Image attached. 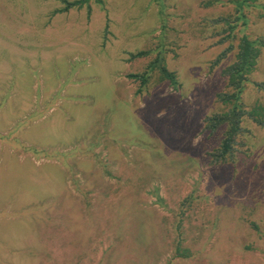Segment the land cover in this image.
I'll return each mask as SVG.
<instances>
[{
    "label": "rangeland",
    "instance_id": "374dc122",
    "mask_svg": "<svg viewBox=\"0 0 264 264\" xmlns=\"http://www.w3.org/2000/svg\"><path fill=\"white\" fill-rule=\"evenodd\" d=\"M87 4L0 0V110L19 90L27 117L64 106L72 124L66 100L83 101L76 136L28 141L14 106L0 125V264H264V124L242 113L219 162L206 121L244 37L258 55L238 103L264 121V0Z\"/></svg>",
    "mask_w": 264,
    "mask_h": 264
},
{
    "label": "trees",
    "instance_id": "16d2710c",
    "mask_svg": "<svg viewBox=\"0 0 264 264\" xmlns=\"http://www.w3.org/2000/svg\"><path fill=\"white\" fill-rule=\"evenodd\" d=\"M65 5L64 8H71L73 6L81 7L84 4L89 7L87 4L88 0H62ZM236 4L237 10H241L246 6L251 4H256L258 0H232ZM245 23V22H244ZM146 54L145 51H137L135 53H131V57H137ZM224 54V53H223ZM257 49L252 46L251 41H249L246 37L242 40V43L238 45V49L236 52V58L234 61L227 65L223 74L227 78V87L228 89L224 92L218 94V100L227 108H224L222 112H218L214 115L208 116L206 121L207 128L211 129L219 128L221 129L224 136L221 138V141L218 145L216 152L213 154L215 159L220 162V160H224L225 156L232 149V145L235 141V133L241 130L239 125V120L242 113H247V115L251 116L253 119L257 120L259 123H263L264 121L254 117L255 109L251 111H245L244 109H240L241 106L239 101V92L243 90V82L246 79L245 73L249 72V70L254 66L255 59L257 57ZM219 60V57L214 62L216 63ZM160 65V66H159ZM155 66H159L161 75L163 78L167 79L169 83L175 84V76L173 71H169V69L160 63V59L155 58L153 62L149 64V67L153 68ZM128 76L135 78L138 80L142 78V80L146 79L145 72L142 73H131ZM257 85H264L262 83H257ZM220 123V124H219ZM262 124V125H263Z\"/></svg>",
    "mask_w": 264,
    "mask_h": 264
},
{
    "label": "crops",
    "instance_id": "0c3cea01",
    "mask_svg": "<svg viewBox=\"0 0 264 264\" xmlns=\"http://www.w3.org/2000/svg\"><path fill=\"white\" fill-rule=\"evenodd\" d=\"M87 9H88V7H87ZM79 47L81 49H83L82 51H80L81 52L80 55L83 54L84 56L87 57L86 52H84V50H86V47L85 46H77V48L79 50H81ZM47 48H48V51L50 50L49 52H51V49H53L50 45H48ZM36 57L38 58V56H36ZM72 58H78V54L75 53V56ZM39 59H41V55H39ZM84 59H85V57H84ZM91 59H92V57H91ZM90 64H91L90 61H88V64L86 66L88 67V66H90ZM49 65H50V69H49L50 78H49L48 84H46V88H47L46 91L48 93H50L51 91L54 90V89H49V87L52 86V83H51L52 78H53V81L56 80L54 78V75L59 77L58 73L61 70L60 66H59L60 64L56 65V64L49 63ZM63 66H64V64L62 65V67ZM10 72H13L16 76H18L14 71H10ZM64 72H66L65 69H64ZM63 74H61V75H63ZM58 81H61V79ZM85 83H86V81H83L82 83L81 82L75 83V84L84 85ZM69 91L74 92V93H80L78 91H74L71 89H69ZM20 92L21 91H19V90L16 91V94H15L16 100L12 97L10 98L11 102L15 101L14 105H11V107H10L8 105V99H7L6 100L7 103L0 110V125L2 126V132L1 133L6 132L5 134H7V132L10 130V128H11L10 125L12 124V117H11V114L9 116V109L11 110L12 108L15 107L18 111L17 115H16L17 120L24 122L22 124V126L20 127V129L18 130V132L20 134L25 135L27 138L24 137L23 135H21V136H23L26 140H28V139L33 140L34 138H38L40 135H43V137H46V136L51 137V136H53L51 134H54V136L56 135L57 139L59 138L58 140H62L63 138H67V135L76 136V133H74V132H75V130H79V128H80L79 127V120L81 117V111L78 114L76 112V111H78L77 105L83 103V101H80L79 98L78 99L72 98V99L66 100L67 104H70L71 107L76 106L75 110H73V109H71V110L73 111V114L75 115L77 121L75 123H72V124H65L64 121L68 117V111L69 110H67L64 106H63V108H61L59 113H56L55 108H50V111L48 113H41L40 112V118H38L35 115V113H36L35 111H32L33 113H31L27 117V112H28L30 107L27 106L26 108H24L22 101L19 100L20 99V97H19ZM82 95L83 94L81 93V96ZM75 96H77V95L76 94L72 95V97H75ZM12 106H14V107H12ZM41 129H43L42 133H40ZM14 135H18V134L14 133ZM2 137H3V135L0 134V140ZM68 145H69L68 146L69 148H73V145L71 142L70 143L68 142Z\"/></svg>",
    "mask_w": 264,
    "mask_h": 264
}]
</instances>
